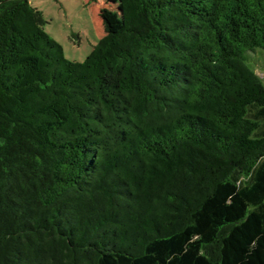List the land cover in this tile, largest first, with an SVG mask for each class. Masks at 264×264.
<instances>
[{
  "label": "trees",
  "instance_id": "16d2710c",
  "mask_svg": "<svg viewBox=\"0 0 264 264\" xmlns=\"http://www.w3.org/2000/svg\"><path fill=\"white\" fill-rule=\"evenodd\" d=\"M83 62L0 0V264H264V0H120Z\"/></svg>",
  "mask_w": 264,
  "mask_h": 264
},
{
  "label": "rangeland",
  "instance_id": "374dc122",
  "mask_svg": "<svg viewBox=\"0 0 264 264\" xmlns=\"http://www.w3.org/2000/svg\"><path fill=\"white\" fill-rule=\"evenodd\" d=\"M30 4L43 13L45 32L72 62H83L90 54L104 34V19L112 29L121 21L120 0H30Z\"/></svg>",
  "mask_w": 264,
  "mask_h": 264
}]
</instances>
